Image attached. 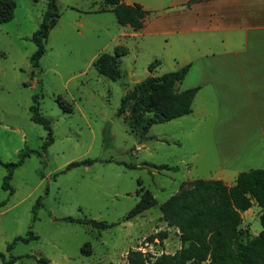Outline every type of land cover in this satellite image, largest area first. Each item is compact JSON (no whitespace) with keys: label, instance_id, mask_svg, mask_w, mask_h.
Here are the masks:
<instances>
[{"label":"rangeland","instance_id":"1","mask_svg":"<svg viewBox=\"0 0 264 264\" xmlns=\"http://www.w3.org/2000/svg\"><path fill=\"white\" fill-rule=\"evenodd\" d=\"M104 1H58V23L38 68L31 64L37 50L32 38L49 0H15L13 19L0 24V264H127L132 250L154 257L172 251L179 233L163 221L161 205L191 187L195 154V177L215 166L206 122L197 133L199 122L191 117L157 124L146 141L141 128L128 126L130 108L117 114L122 97L135 86L126 75L134 64L128 59L120 68L115 55L120 25ZM103 54L116 57L126 76L117 81L101 76L94 59ZM137 66L142 73L143 61ZM35 96L53 130L54 143L46 150L47 131L31 120ZM24 153L10 181L13 192L5 190L4 165L17 163ZM82 161L89 163L67 169ZM163 165L177 169L155 168ZM146 192L157 205L126 221ZM259 210L245 219L256 235L263 230ZM68 218L115 226L100 231ZM160 232L168 233L163 243L150 241ZM30 233L38 239L9 249Z\"/></svg>","mask_w":264,"mask_h":264},{"label":"crops","instance_id":"2","mask_svg":"<svg viewBox=\"0 0 264 264\" xmlns=\"http://www.w3.org/2000/svg\"><path fill=\"white\" fill-rule=\"evenodd\" d=\"M123 2L139 4L148 12L141 30L118 23L115 55H119L120 68L124 61L132 60L134 68L126 72L131 86L150 76L160 77L187 67L179 92L197 90L192 113L184 117L199 122L194 133L201 122L208 125L214 143L210 159L213 156L215 166L203 177H195L194 153L188 178L219 180L231 187L241 173L264 169V0ZM141 60L143 72L139 73ZM155 61L159 65L150 71L149 65ZM126 75L122 70L121 77ZM146 141L142 149L147 148ZM253 208L260 209L259 215L263 213L253 202L241 213V229L256 236L245 223L253 216ZM174 247L166 253L181 249L179 236Z\"/></svg>","mask_w":264,"mask_h":264},{"label":"trees","instance_id":"3","mask_svg":"<svg viewBox=\"0 0 264 264\" xmlns=\"http://www.w3.org/2000/svg\"><path fill=\"white\" fill-rule=\"evenodd\" d=\"M58 1L49 0L47 10L39 29L33 35V42L37 46L31 57L34 68L39 67L44 56L45 41L50 30L58 23ZM105 5L111 6L118 23L121 26H130L138 31L144 27L148 12L139 4L127 5L123 0H105ZM16 8L15 0H0V24L13 19ZM159 65L155 61L149 65L153 71ZM94 66L101 76L111 81L121 78V71L117 58L103 54L94 62ZM188 68L166 73L160 77H148L135 84L134 88L121 99L118 115L123 116L130 108L128 126L131 130L141 128V140H147L149 130L157 124L165 123L187 116L192 113V105L197 90L191 89L179 92V85L186 75ZM34 104L30 107L31 120L41 125L47 131L44 150L54 143L53 130L50 121L40 114L38 97L33 98ZM28 156L20 155L17 163L5 164L8 173L3 188L13 192L10 181L13 173ZM89 162H73L67 169L87 165ZM127 168L132 165L122 164ZM161 170H176L167 165L155 166ZM253 202L262 209L260 216L263 230L256 236L242 230L241 213L249 210ZM41 205L38 201L36 207ZM157 205L156 199L146 192L139 203L130 211L126 221L137 217L143 212ZM162 219L169 227L179 231L182 243L181 249L174 254L162 253L154 257L140 251H130L127 255V264H264V169H253L241 173L234 186H227L219 180L197 179L191 187L171 197L160 207ZM69 222H78L91 225L98 230H105L115 226L94 220L66 219ZM168 238L167 232L156 234L150 241L159 240L163 243ZM38 239L32 233L28 237H18L9 246L13 249L17 241L28 243ZM17 259H14V263Z\"/></svg>","mask_w":264,"mask_h":264}]
</instances>
